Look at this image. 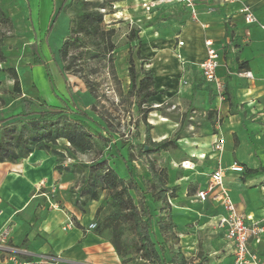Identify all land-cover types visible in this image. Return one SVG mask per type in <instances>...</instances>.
Returning a JSON list of instances; mask_svg holds the SVG:
<instances>
[{"label": "rangeland", "instance_id": "1", "mask_svg": "<svg viewBox=\"0 0 264 264\" xmlns=\"http://www.w3.org/2000/svg\"><path fill=\"white\" fill-rule=\"evenodd\" d=\"M65 1L39 0L36 7L40 11V19L42 17L44 21L49 8L53 11L52 21L55 22L60 13L69 18L64 10ZM4 2L5 9L10 8L7 13L13 30L11 37L4 41L5 61L0 63V120L3 124L14 126L16 131L23 129V126L29 128L28 121L32 117L22 118L19 115L21 98L33 103L31 111L34 114L47 109L62 108L65 104L71 110L84 112L86 115L84 118L77 114H67L65 118L70 123H78L85 127L92 137L91 151L84 155L75 153L70 147L66 148L64 140H58L56 145H49L51 150L58 152L65 150V156L62 155V158L57 160L54 156L57 165L61 168L58 170L60 177L55 185L58 188L55 189L56 195L62 199L61 207L64 209L66 204L69 205L71 208L69 215L75 214L81 218V221L85 220L89 224H95L96 220L106 217L109 213V199L105 191L91 187L94 178L92 166L102 163L100 171L104 170L105 166H109L123 179L128 180V174L123 175L121 169L123 162L120 158L124 156V150L119 149L120 145L124 143L135 146L134 154L137 157L139 146L146 142L145 125L138 118L132 104L133 99L127 95L128 58L131 52L137 72L136 81L142 78L143 71H152L155 83L157 82L154 88L157 96L147 102V105L153 108L146 117V123L150 126V139L156 143L163 140L170 142L167 151L143 156L142 159L133 162L135 181L144 194L149 211L153 213L151 237L157 245L168 249L165 255L167 260L182 250L189 262L194 264H229L230 258H223L222 253H219L225 246L216 241L218 234L215 230L209 224L202 225L204 219L194 216L195 214L184 212V209L176 210V201L173 199L181 197L180 193H182V198H187L185 204L188 205L189 210L199 211L202 216L207 215L197 204H189L188 198L205 187L207 181L205 176L209 173L208 154L213 151L216 140H223L221 108L227 105L228 113L240 115L244 124L247 123L250 116L263 108L261 97L263 82H256L255 88L250 91L244 81L230 87L228 80L224 95L217 98L211 86L205 85L197 77L195 67L194 69L192 67L193 78H187V69L195 63L186 64L176 57L178 55L175 52L173 36L166 40L157 39L151 43L150 48L143 49V44L148 40L149 35L142 38L141 30L146 29L148 24L157 23L159 19L147 23L149 17L144 9L141 7L132 9L129 1L113 0L111 8H107L104 13L102 27L105 30H114L111 41L115 48L110 57L87 63L84 73L93 82L97 96L96 101L90 96L91 101L87 102L84 91L88 95L89 93L84 84L78 78L62 72V64L58 57V51L69 26L66 34L62 26L51 34L53 27L51 21L45 30L41 27L40 31L33 32L30 27L24 28L22 17L15 11L22 9V3L11 0ZM26 4H30L33 8L35 3L30 0ZM131 31H137V40L132 42L128 38ZM60 38H62L61 43ZM30 44L35 45L36 55L41 60L40 64H34ZM50 44L56 51V61L53 60ZM245 44L243 48L248 47V44ZM187 49L188 46L184 51ZM73 52L77 53L79 50ZM233 55L236 60L239 59L240 50L235 49ZM226 59L225 55L224 60ZM82 64L86 66L85 62ZM15 77L19 81L20 95L13 90ZM216 99L217 102L213 103ZM108 124L115 129V133L106 131ZM255 142H258L256 147H264V141ZM229 147L232 158L235 159L233 142ZM148 160L153 161L156 168L163 170L167 175V187L170 189L168 210L151 196L150 175L145 165ZM187 164L190 168L186 167ZM7 186L6 183L5 187ZM16 189L19 192L7 193L14 207L22 203V197H28L32 191L34 192L23 180L17 182ZM93 192L96 194L94 200H92ZM130 194L135 203H138V197L132 192ZM167 214L171 216L176 227L172 232L161 234L157 224L165 220ZM18 216V221L21 223L18 240L21 247L29 248L26 237L37 228L39 223L33 203ZM3 217H6L5 214ZM102 235L109 238L107 232ZM181 236L184 237L183 241H186L183 245L179 244ZM129 238L134 239V236L129 234ZM253 254L256 259L249 264H264V243H261ZM129 264L148 263L139 260L138 256H133V261Z\"/></svg>", "mask_w": 264, "mask_h": 264}, {"label": "crops", "instance_id": "2", "mask_svg": "<svg viewBox=\"0 0 264 264\" xmlns=\"http://www.w3.org/2000/svg\"><path fill=\"white\" fill-rule=\"evenodd\" d=\"M21 2L22 9H16L17 15L23 19L24 28L30 27L31 31H40L41 27L45 28L51 23L53 11L49 8L44 21L40 19V11L37 10L34 1V7L31 8L30 0H11ZM121 2H131L132 9L141 7L148 14L147 23L156 19V23L146 25V29L141 30L142 38L148 36V40L143 44V49L150 48L151 43L157 39H169L174 37L175 52L178 59L191 65L186 72L187 78H193V70L197 72V77L205 84L201 77L198 65L206 57L204 42L210 40L213 48L219 54V68L217 75L224 83L234 87L241 81H244L248 90L255 88L256 82H263V108L250 116L249 121L244 124L242 117L238 114L228 113V106L223 105L222 111V137L224 141V150L220 156L221 167L227 168L233 162H238L243 168L256 169L264 166V147H256L258 142L264 141V31L257 25H246L238 13L239 4L221 3L217 0H193L196 21L191 19L188 10L181 4L168 2L167 0H119ZM239 2L250 6L254 16L261 25H264V0H238ZM0 7L9 16L10 8L5 9L6 3L0 0ZM139 22V20H137ZM53 27L51 34L58 27H63L64 34L67 33L69 18L60 13L55 22L52 21ZM186 33V34H185ZM185 35V36H184ZM55 38V37H54ZM182 46H178V42ZM248 41V42H247ZM49 42L51 43V35ZM62 42V38L59 39ZM59 43V44H60ZM244 43L248 47H242ZM245 44V45H246ZM188 46V49H184ZM50 51L53 60L56 61V51L50 44ZM240 50L239 59L233 56L234 50ZM226 55V60L224 57ZM239 62H248V71H238ZM227 65H226V64ZM195 65V66H194ZM250 73L251 78H245L241 74ZM210 86V85H209ZM238 86V85H237ZM212 88V86H211ZM213 90V88H212ZM255 93V92H254ZM214 94V92H213ZM87 102L91 101L90 95L84 91ZM217 99L213 101L216 103ZM245 125V126H244ZM244 127V128H243ZM233 142L234 157L229 145ZM209 175L217 167L218 154L214 151L208 154ZM56 158L42 150L33 151L26 159L15 163H0V226L5 222L12 224V233L9 240V246L13 249L25 252L22 258L30 260L40 255H52L60 259L57 264H122L120 258L115 253L109 239L103 235H96L92 230H88L89 222L81 221V218L75 214L69 215L70 206L66 204L63 209L61 206L62 199L56 195V183L60 177L55 169ZM123 175L126 170L121 163ZM122 178V176H120ZM23 180L29 185V189L34 192L28 197H22V203L14 207L9 201L10 192L16 191V184ZM207 181H205V186ZM8 184L5 187V184ZM223 185L228 192L233 204L240 214L248 217V224H264V176L244 179L241 174L226 171L223 176ZM167 186V185H166ZM62 187V186H61ZM168 188V187H167ZM14 189V190H13ZM40 190L39 192L37 190ZM200 188L199 190H202ZM54 190L53 194L50 192ZM197 190L195 194L199 191ZM37 191V193H36ZM19 192V191H16ZM45 194V196H43ZM48 194V196H47ZM174 198L176 201L175 209L178 211L193 213L203 220L202 225L209 224L218 234L217 242L225 246L221 248L223 258L229 257V264H233L232 247L228 240L225 239L223 230L216 228V217L223 215L224 211L219 202H213L208 199L200 203L195 199V194L188 198L189 204H197L201 211H205V216L199 214V211H191L185 204L187 198ZM61 195V194H60ZM58 196V197H57ZM37 212L39 223L26 237L29 248L21 247L18 238L21 233V223L18 221V215L26 211L30 205ZM209 212H208V211ZM71 213V212H70ZM5 214V218L3 217ZM194 219H197L194 217ZM207 219V221H205ZM69 224H71L69 226ZM203 229V228H200ZM179 244L183 245V236L180 237ZM264 243V233L258 238H250L248 243L249 250L253 253L258 246ZM183 255L184 251L181 250ZM0 264H6L3 257L0 256Z\"/></svg>", "mask_w": 264, "mask_h": 264}, {"label": "trees", "instance_id": "3", "mask_svg": "<svg viewBox=\"0 0 264 264\" xmlns=\"http://www.w3.org/2000/svg\"><path fill=\"white\" fill-rule=\"evenodd\" d=\"M64 10L69 16L68 33L58 51V57L62 64V72L78 78L85 86L89 95L96 101L97 96L93 82L84 73L87 63L96 59H106L110 57L115 46L111 39L114 30H105L103 26V16L106 9L111 8L113 0H66ZM13 26L8 15L0 7V63L5 61L3 54L4 41L11 37ZM129 40H137V31H131ZM34 64H40L41 60L36 55L34 44H30ZM74 53L73 51H78ZM86 64L83 66L82 63ZM86 67V68H85ZM248 62H239L238 71H248ZM142 78L137 82V72L132 59L131 52L128 58V90L127 95L133 99L138 118L146 128V142L139 146L137 157L134 154L135 146L124 144L119 149L124 150V156L120 158L128 174V180L121 178L117 172L105 166L100 171L102 163L92 166L94 168V178L91 187H98L107 193L109 202V213L101 220H96L93 232L102 235L107 232L108 239L115 253L122 264H129L133 261V256H138L139 260L148 264H194L183 255L181 251L167 260L165 255L168 249L162 245H157L151 237V220L153 213L149 211L145 203L143 192H141L135 181V167L133 162L142 159L143 156L157 155L165 152L170 147V142H152L149 136L150 126L146 123L147 115L153 111L147 105L148 100L157 96L154 89L156 86L152 71H143ZM90 75V74H89ZM13 90L20 95V86L17 78H14ZM20 117L29 118V128L16 131L11 124H3L0 120V163H15L26 159L33 151L42 150L49 152L53 156L62 158L64 151L51 150L49 145H56L58 140H64L66 148H71L75 153L84 155L91 151L93 141L91 135L85 127L78 123H70L66 120V115L77 114L86 117L84 112L73 111L67 105L53 110H44L38 113L32 112L33 103L21 98ZM102 118V117H101ZM106 131L115 133V129L110 124L106 125ZM135 136L137 133L134 134ZM147 172L150 175V187L152 198L163 205L168 210L167 175L163 170H158L153 161H146ZM55 169L60 170L56 164ZM264 176V166L256 169L244 168L242 177L244 179ZM264 187V185H263ZM138 197L135 203L130 193ZM96 198L92 193V200ZM264 199V193H263ZM171 216L167 214L165 220L157 224L161 234L172 232L175 228ZM129 234L134 239L129 238Z\"/></svg>", "mask_w": 264, "mask_h": 264}, {"label": "built area", "instance_id": "4", "mask_svg": "<svg viewBox=\"0 0 264 264\" xmlns=\"http://www.w3.org/2000/svg\"><path fill=\"white\" fill-rule=\"evenodd\" d=\"M168 2L178 3L183 5L190 13L191 19L196 21V15L194 11L193 0H167ZM221 3L239 4L238 13L240 14L243 22L246 25H257L262 31H264V25H261L253 14L250 6L239 2L238 0H217ZM178 46H182V42L177 43ZM206 49L205 59L198 65L201 77L206 84H209L213 88V92L217 98L224 95L225 86L224 83L217 75L219 68V54L216 49L213 48V43L210 40L204 42ZM243 77L250 79V73H242ZM224 150V141L218 139L214 143L213 151L218 154L217 167L209 175L206 186L199 190L195 194V199L204 203L208 199L213 202H219L223 208V215L216 217V228L223 230L224 237L230 243L232 247L233 264H249L253 262L256 257L249 250L248 243L250 238H258V236L264 233V224H248V217L244 214H240L235 205L233 204L228 192L223 185V176L226 171L236 174H243L244 168L238 163L233 162L229 167H221L220 156ZM40 190L38 189V192ZM54 190L50 192L53 194ZM45 196V194H43ZM48 196V194H47ZM49 197V196H48ZM2 212L0 211V216ZM71 224H69L70 226ZM95 224H90L88 230H94ZM12 233V224L5 222L0 226V256L3 257V261L6 264H57L60 259L52 255H40L35 259H24L22 256L26 255L25 252L13 249L9 246V240Z\"/></svg>", "mask_w": 264, "mask_h": 264}, {"label": "bare ground", "instance_id": "5", "mask_svg": "<svg viewBox=\"0 0 264 264\" xmlns=\"http://www.w3.org/2000/svg\"><path fill=\"white\" fill-rule=\"evenodd\" d=\"M186 167L190 168V165H189V164H187V166H186Z\"/></svg>", "mask_w": 264, "mask_h": 264}]
</instances>
